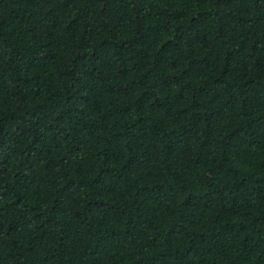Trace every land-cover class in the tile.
Here are the masks:
<instances>
[{
	"label": "trees",
	"instance_id": "obj_1",
	"mask_svg": "<svg viewBox=\"0 0 264 264\" xmlns=\"http://www.w3.org/2000/svg\"><path fill=\"white\" fill-rule=\"evenodd\" d=\"M0 264H264V0H0Z\"/></svg>",
	"mask_w": 264,
	"mask_h": 264
}]
</instances>
